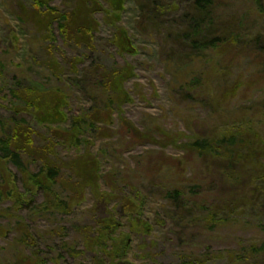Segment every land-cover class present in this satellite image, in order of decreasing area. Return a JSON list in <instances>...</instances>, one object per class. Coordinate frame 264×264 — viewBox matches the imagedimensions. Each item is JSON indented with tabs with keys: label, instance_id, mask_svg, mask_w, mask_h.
I'll return each mask as SVG.
<instances>
[{
	"label": "rangeland",
	"instance_id": "rangeland-1",
	"mask_svg": "<svg viewBox=\"0 0 264 264\" xmlns=\"http://www.w3.org/2000/svg\"><path fill=\"white\" fill-rule=\"evenodd\" d=\"M229 3L235 7L233 2ZM122 4L125 10L120 25L129 30L138 52L119 54L110 44L114 30L100 14L96 53L89 55V63L96 62L108 69L127 63L134 67L135 77L125 82L132 101L120 106L114 118L117 122L123 117L150 135L130 150L126 149V142L116 137L92 139L87 134L85 138L94 140L92 151L102 162L103 173L117 171L123 193L138 199L141 218L153 230L145 236L133 230L131 219L125 216L120 203L110 206L121 224L116 237L131 236L128 257L123 261L180 264L186 254L248 253L252 245L264 244V218L254 215L251 209L254 200L248 194L256 179L264 178V158L249 163L253 180L248 179L241 190L234 185L237 176L240 177L237 170L233 176L219 168L212 176L206 175L202 159L188 156L185 144L199 139L217 140L221 142L218 152L222 154L225 152L223 141L235 140L237 155L246 154L249 147L264 146V53L259 55L261 51L255 49L262 50L264 41L259 43L254 39L248 44V34L254 32L253 16L244 19L240 32L236 31V24L231 28V32L243 36L242 49L236 50L229 43L219 50L209 49L198 66L189 67V74L187 69L180 74V63L170 57L177 50L171 39L166 41L163 34L140 26L141 4L133 0H124ZM237 4L234 9L239 15L258 12V8L264 12V0H237ZM53 5L66 8L71 1L55 0ZM262 21L258 27L264 33ZM9 27L19 35L16 50L10 45ZM28 51L26 30L18 24L6 2L0 0V72L4 68L3 77L0 74V123L24 118L13 117L14 100L10 97L8 81L19 65H26L34 81L48 82L45 71L31 66ZM93 57L95 59H91ZM195 70L197 74L193 77ZM190 82H194L191 87ZM69 93L70 105L65 112L71 125L73 118L96 101L86 90L76 87ZM25 118L30 121L29 117ZM112 128L115 130L114 126ZM59 152L66 157L76 156L80 150L60 147ZM11 169L17 176L20 191L24 192L20 173L14 166ZM175 188L188 193L184 201L187 207L178 209L179 200L168 195ZM103 189L112 191L104 182ZM244 194L246 199L242 202ZM257 195L255 192L254 197ZM260 196L257 204L262 202ZM32 200L22 206L11 201L0 203V264H15L19 257L35 260V252H39L46 264H93L95 254L86 250L82 237L87 228H97L99 214L92 210L91 195L72 215L39 211L37 206L44 201L42 194ZM209 214L213 222L207 221ZM191 215L194 220L190 219ZM22 223L27 225L32 240L21 232ZM72 251L83 254L76 257ZM99 256L105 264H115L103 252Z\"/></svg>",
	"mask_w": 264,
	"mask_h": 264
},
{
	"label": "trees",
	"instance_id": "trees-1",
	"mask_svg": "<svg viewBox=\"0 0 264 264\" xmlns=\"http://www.w3.org/2000/svg\"><path fill=\"white\" fill-rule=\"evenodd\" d=\"M4 1L18 24L26 30L31 66L45 71L48 82L34 81L28 74L26 65H19L18 71L8 80L10 97L14 100L13 117L24 118L0 123V203L11 201L22 206L42 194L44 201L37 206L39 211L72 215L88 202L90 194L94 201L92 210L99 214L95 219L97 228H87L82 237L86 250L95 254L93 264H105L99 258L101 252L115 264H131L123 261L128 257L131 236L120 234L116 237L121 224L110 206L120 203L125 216L131 219L132 229L144 236L152 233V227L141 218L138 199L121 190L117 171L103 173V164L92 151L94 140L85 138L87 134L92 139L113 140L116 137L126 142V149L130 150L141 145L150 135L123 117L117 122L114 118L120 106L132 101L125 90V82L135 77L134 67L127 63L125 66L108 69L96 62L89 63V55L96 53L97 34L101 26L98 19L100 14L103 15L104 22L114 30L110 44L117 48L118 53L124 55L138 52L129 30L120 25L125 10L122 4L124 0H68L71 5L66 8L54 6L55 0ZM133 1L142 7L138 22L140 26L159 35L163 34L166 41L171 39L177 47L170 57L173 56L176 63H180V74L187 70L189 74V67L194 64L198 66L200 58L209 49L219 50L227 43L235 46L236 50L242 49L240 41L243 36L231 32V28L234 29L236 24V31L240 32L241 24L246 18L252 19L253 16L255 22L254 32L248 34V44L254 39L259 43L264 41V33L258 27L260 20L264 24V12L258 8V12L239 15L240 12L234 9L238 5L237 0ZM229 1L234 3V8ZM229 8L232 9L231 12ZM8 33L11 47L18 49L19 35L10 27ZM255 49L261 51L259 55L264 53V48ZM3 70L4 68L0 72L2 77ZM196 74L195 70L193 77ZM28 84L33 86L28 87ZM192 85L194 82H190V87ZM74 87L86 90L96 103L84 108L82 114L73 118L69 125L70 118L65 110L70 105L69 91ZM219 143L221 144L217 140L199 139L185 144V147L188 156L202 159L206 175L212 176L219 168L223 172H231L230 175L233 176L237 170L240 177L237 176V183L234 185H237L236 189L242 190L248 179L253 180L249 163L264 158V146L249 147L246 154L237 155L235 140H224L225 152L220 154ZM60 147L75 148L80 153L65 157L59 152ZM32 165L35 170L31 168ZM11 166L20 173L24 192L20 191L17 176ZM103 182L111 192L104 191ZM259 184L262 185L258 187ZM252 187L253 190H248L254 200L251 202V209L256 217L262 219L264 178L256 179ZM255 192L258 193L256 198ZM168 195L179 200L178 209L187 207L184 202L188 196L186 191L175 188ZM258 196L262 198L259 204L256 203ZM235 197L238 199V196ZM245 199L244 194L241 201ZM191 217L194 220V216L191 215L190 219ZM207 217L208 222H213L211 214ZM20 230L27 239L32 240L27 225L20 224ZM72 252L76 257L83 254ZM35 257V260L19 257L15 264H46L39 252H35ZM220 262L264 264V244L252 245L248 253L218 251L202 255L186 254L180 264Z\"/></svg>",
	"mask_w": 264,
	"mask_h": 264
},
{
	"label": "water",
	"instance_id": "water-1",
	"mask_svg": "<svg viewBox=\"0 0 264 264\" xmlns=\"http://www.w3.org/2000/svg\"><path fill=\"white\" fill-rule=\"evenodd\" d=\"M130 53H134V52H130Z\"/></svg>",
	"mask_w": 264,
	"mask_h": 264
}]
</instances>
